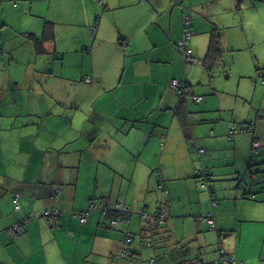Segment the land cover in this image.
Wrapping results in <instances>:
<instances>
[{"label": "crops", "instance_id": "1", "mask_svg": "<svg viewBox=\"0 0 264 264\" xmlns=\"http://www.w3.org/2000/svg\"><path fill=\"white\" fill-rule=\"evenodd\" d=\"M169 2L0 0V264H67L64 254L82 257L80 264H264V179L233 185L236 193L217 183L242 170L257 137L244 135L242 145V136L227 134L241 115L217 114L223 104L203 86V70L192 84L194 63L215 73L203 63L209 41L190 29L192 0ZM187 18L196 57L190 62L177 47ZM201 18L195 14L193 24L203 25ZM37 74L56 79L37 89ZM173 80L203 99H181ZM68 85L85 92L69 98ZM18 193L22 211L13 212ZM92 202L129 211L105 213ZM48 209L60 211L54 228L34 220ZM160 211L172 242L157 236ZM34 212L20 230L19 220ZM149 216L154 243L126 245L131 227L139 230ZM221 249L232 262L222 260ZM16 251L17 259L9 255ZM51 251L56 261L37 260Z\"/></svg>", "mask_w": 264, "mask_h": 264}, {"label": "rangeland", "instance_id": "2", "mask_svg": "<svg viewBox=\"0 0 264 264\" xmlns=\"http://www.w3.org/2000/svg\"><path fill=\"white\" fill-rule=\"evenodd\" d=\"M189 1L191 0H186V3ZM166 3L169 4V0H166ZM176 3L177 1L174 0V4ZM179 6L182 7V5ZM194 12H196V15L198 14L201 17H204L197 20L198 22H204L203 25L195 26V23L193 24L195 15ZM187 14L192 19V25L190 29L193 31L194 36H198L201 40H203V36H205L206 42L207 40L209 41V43H207V46H210L211 37L215 29V34H217L216 39H218L220 44L218 48L219 50L221 49V53L217 49L216 44V50H214V53H220V59L222 60L221 62L217 61L216 63H214V65H212L211 70L215 72L214 74H210L209 72H207L204 66H202L203 64L194 63L192 70L188 69V74L191 73L193 76L191 80L192 84L195 85L196 83H199V81H201L198 80L196 76L198 77L197 72L203 70L205 72L204 76L202 77L204 79L203 86L208 90L209 93L215 94L212 97L214 98V101L217 103V105H220V102H222L223 104V107L220 108V111L217 114H224L228 116L230 113H235L234 115H241V120H237L234 126H231L226 130L227 134L230 135L231 131H234V134H231L232 137L242 136V145H245L247 141V137L244 135H250L251 137L256 135L257 138L261 139V146H264V0H192V5L187 9ZM188 24V22L185 23V25ZM191 30H185L183 33L185 36L188 35V41L191 40V37L193 35ZM218 31H220V33ZM183 38L184 37H182V39ZM180 52L185 56L186 59H188L186 52H183L181 50ZM18 69L21 70L26 77L27 71L25 67ZM32 75H34L33 72ZM57 75L61 78L63 77L62 74ZM37 77L42 81L45 78L51 79L52 81L56 79L54 75L50 76L47 74H37ZM23 80L24 78L22 79V81H19L23 82ZM44 81L36 82V85L39 86V88L37 89H42L41 86L42 84H45ZM181 86L182 88H180V90L185 89V84ZM80 90H82V93L84 94L85 89L68 85L67 95L69 98H72L76 95V93L79 95ZM22 92L23 91H21L20 93L21 101H23ZM39 93L40 92H38L37 96L41 97ZM42 93L44 94V92ZM195 105L197 107L199 106L196 104V102H194L192 106ZM243 125H246V127L250 129V132L242 131ZM253 125L258 126L252 127ZM252 129H255V134L251 132ZM38 137L39 138L37 139L43 141V135H39ZM262 156H264V150L261 151V153L253 154L251 144L248 158L249 164L248 162L242 160V170L237 172L233 179L227 181H219L217 183L224 185L227 184V186H229L228 192L236 193V187L235 189L232 188L233 185H244L245 183L252 184L253 181L263 180L264 162L261 161L264 160L260 158ZM255 162H258V165H253ZM26 168L27 166L24 162L23 165L20 166L18 174H22L26 170ZM0 171L3 172L4 168L0 167ZM11 193V190H9L7 194L11 196ZM165 196L167 195L165 194ZM8 205L9 204L7 203V201L1 203L2 208L6 210L9 209ZM11 210L13 212H17L14 208V204L11 205ZM35 211L39 212L38 207L35 209ZM44 212L45 210L42 213L43 216H45ZM157 213L158 212L155 213V217H157ZM208 216L211 215L208 214ZM148 219L149 217L143 223L144 226H142L139 230H136L135 225L131 227L133 235L129 234L126 237L125 244L127 243L128 238L130 239V243H132L133 240L134 247L136 246L139 248L142 242L147 241V243H154L156 234L152 233V231L148 230L147 228V230H142L147 225H154L152 222H147ZM34 220H36V222L42 221L47 224L48 227L54 228L55 226H57V220L55 221L56 223L52 225L46 222L43 218H36ZM153 221L155 222L154 218ZM165 221L166 220H164L162 224H159L157 219V222L159 224L158 227L162 226V231H160L157 236L160 235L162 236V238L167 239L169 237L165 235L166 231L163 230L165 227V225H163ZM1 223L2 221H0V224ZM6 227L7 226L4 225V229ZM37 239L38 244L43 242L41 236H38ZM50 239L51 238L49 236L46 238L47 245L52 244V241ZM8 242L9 241H5V244H7ZM20 243H22V240L17 239V241H14V244ZM53 244H56V242L54 241ZM153 249L154 248H151L152 251H154ZM9 255H14L17 259L19 257V252H11ZM63 257L67 264H76V261L78 264H80L82 261H84L82 257L75 258L68 256L67 254H64ZM46 259L49 261H56L57 256L55 251H51L49 252V254L40 252L37 260L44 261ZM149 262L150 260H148V263ZM151 263L154 264L155 259H153ZM36 264H39L38 261H36ZM87 264L90 263L88 262Z\"/></svg>", "mask_w": 264, "mask_h": 264}, {"label": "trees", "instance_id": "3", "mask_svg": "<svg viewBox=\"0 0 264 264\" xmlns=\"http://www.w3.org/2000/svg\"><path fill=\"white\" fill-rule=\"evenodd\" d=\"M177 1V3H179V4H183L184 2H185V0H176ZM186 22H188L189 24H190V19L189 18H187V19H185V23ZM189 24L188 25H185L186 27V29L185 30H190L189 29ZM215 29H214V33H213V35H212V37H211V43H210V46H209V51H208V56L206 57V59H204L203 60V63L207 66V68L209 69V70H211V68H212V65H214V63H216L217 61L218 62H221L222 60L220 59L221 58V55H220V53H221V49L219 50V46H220V44H219V41H218V39H216L217 38V34H215ZM219 33H220V31H218ZM182 37H185V35L183 34V36ZM182 39V38H181ZM181 39L180 40H178V43H179V41H181ZM178 43H177V47H178ZM215 44H216V47H217V49L219 50V52L220 53H214V50H216V48H215ZM189 47H190V49L192 48V46H191V44H190V41H189ZM178 49H179V47H178ZM180 50V49H179ZM191 51H192V49H191ZM219 55V56H218ZM191 57L192 58H195L194 57V55H193V51H192V55H191ZM187 61L188 62H190V60L189 59H187ZM180 84H182V85H184L183 83H181L180 82ZM181 86V85H180ZM179 86V87H180ZM190 87H191V85H187L186 86V88L185 89H182V90H180V95H181V99H185V100H187V99H194V97L196 96V95H194L193 94V92L190 90ZM181 88H182V86H181ZM185 95V96H184ZM182 96H184V97H182ZM202 97V96H201ZM203 98V97H202ZM248 128L246 127V126H242V131H249V130H247ZM232 135L230 134V137H231ZM256 143H258V146H256ZM253 146H252V149H253V154H258V153H261V150L263 151L264 150V146H261V144H260V142H259V140H258V138H255L254 139V141H253V144H252ZM199 153H202V152H199ZM201 175L203 176V177H205L206 178V180H209L210 179V174L209 173H207L206 171L202 174L201 173ZM211 189H212V187H211ZM212 199H213V201H215V196H214V193H213V189H212ZM18 195H19V209H17L16 207V204L14 203V197H13V204H14V208H15V210L16 211H22L21 210V194L20 193H18ZM253 198H254V196H252ZM92 204H94L95 205V203H91L90 204V208L92 209V208H95L97 205H95L94 207H92ZM99 205V204H98ZM105 207H108V212H110L111 214H115L114 212H117V211H112V208L110 207V206H106V204H105ZM49 211H53V210H55V209H48ZM103 210H105V208H103ZM60 212V211H59ZM35 213V212H34ZM82 214H86L85 215V217H86V221H85V223L87 222V216H88V214H89V212L88 211H84ZM206 215V214H205ZM211 215V214H210ZM36 216V213L35 214H32V213H30V215L29 216H26V217H24V218H22V219H20L19 220V224H21L20 225V230L25 226L24 224L26 223V222H28L30 219H32L33 217H35ZM59 216H60V214H59ZM58 216V217H59ZM57 217V218H58ZM79 217H80V220L82 221V219H81V214H79ZM205 218H207V220H209L210 221V224H211V227H212V221L214 222V220L212 219V215L211 216H208V214L206 215V216H204ZM38 218H43L44 219V217H43V215L42 216H38ZM57 218L55 219V220H48L47 222L49 223V224H55L56 222V220H57ZM113 218H115V217H113ZM45 220V219H44ZM113 220H115V219H113ZM112 220V221H113ZM152 218L149 216V219L147 220V222H152ZM46 221V220H45ZM83 222V221H82ZM216 224V223H215ZM159 224H158V222L156 221V226H158ZM216 227H217V225H216ZM215 227V228H216ZM215 228H213V229H215ZM148 230H150V231H152V229H151V227H149V228H147ZM146 228L144 229V230H147ZM129 244H131L130 242H128V243H126V245H129ZM130 252H131V254H132V252L133 253H140L139 251H134V249L132 250V249H130L129 250ZM221 256H222V260L223 261H225V262H232V260H233V257H232V255H230V254H228L224 249H221ZM156 260V259H155ZM198 263H200V264H203V262H202V260H198V262H195V261H188V262H185L184 264H198Z\"/></svg>", "mask_w": 264, "mask_h": 264}, {"label": "built area", "instance_id": "4", "mask_svg": "<svg viewBox=\"0 0 264 264\" xmlns=\"http://www.w3.org/2000/svg\"><path fill=\"white\" fill-rule=\"evenodd\" d=\"M188 35H186L183 39H181V41H179V43H178V47H179V49L181 50V51H183V52H186L187 53V57H188V59L190 60V61H196V59H194V58H192L191 57V55H192V51H191V49H190V47H189V41H188ZM173 87H179L180 85H182V84H180V82L178 81V80H173L172 81V84H171ZM203 98L201 97V96H195L194 97V100H196V101H201ZM230 134H234V131H231V133ZM256 146H258V143H256ZM204 151V149L203 148H201L200 150H199V152H203ZM14 203L16 204V208L17 209H19V195L18 194H16L15 195V197H14ZM95 205L94 204H92V207H94ZM97 206H99L100 208H105V210H104V212L105 213H108V207H105V203H100L99 205H97ZM106 206H108V205H106ZM115 210H117V211H120V212H126V211H129V209H128V207H125L122 203H118V204H116V206H115ZM44 214H45V216H43L44 217V219L46 220V221H50V220H55L58 216H59V214H60V212H59V210L58 209H55V210H53L52 212L51 211H49V210H46L45 212H44ZM85 215L86 214H81V219H82V221L83 222H85L86 221V217H85ZM165 217H166V215H165V212L164 211H160V212H158L157 213V219H158V222H159V224H162L163 222H164V220H165ZM116 222V220H113L112 221V223H115ZM216 227V224H215V222H213L212 221V228H215ZM20 228V227H19ZM19 228H18V230H19ZM16 229H17V227H16ZM128 242H130V239L128 238L127 239V243Z\"/></svg>", "mask_w": 264, "mask_h": 264}]
</instances>
